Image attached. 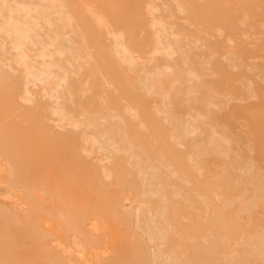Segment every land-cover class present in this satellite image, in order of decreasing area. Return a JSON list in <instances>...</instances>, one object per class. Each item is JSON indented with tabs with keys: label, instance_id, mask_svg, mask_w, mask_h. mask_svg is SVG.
I'll use <instances>...</instances> for the list:
<instances>
[{
	"label": "bare ground",
	"instance_id": "bare-ground-1",
	"mask_svg": "<svg viewBox=\"0 0 264 264\" xmlns=\"http://www.w3.org/2000/svg\"><path fill=\"white\" fill-rule=\"evenodd\" d=\"M0 264H264V0H0Z\"/></svg>",
	"mask_w": 264,
	"mask_h": 264
}]
</instances>
